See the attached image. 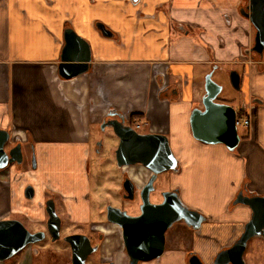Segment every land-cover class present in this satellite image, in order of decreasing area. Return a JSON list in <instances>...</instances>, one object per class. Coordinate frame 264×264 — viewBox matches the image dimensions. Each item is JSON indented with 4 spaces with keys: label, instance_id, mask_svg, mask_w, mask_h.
I'll use <instances>...</instances> for the list:
<instances>
[{
    "label": "crops",
    "instance_id": "crops-1",
    "mask_svg": "<svg viewBox=\"0 0 264 264\" xmlns=\"http://www.w3.org/2000/svg\"><path fill=\"white\" fill-rule=\"evenodd\" d=\"M248 5V0H0V130L10 132L14 146L35 148L39 159L37 171L23 173L13 165L0 171V221L14 216L29 224L45 221L46 192L60 196L72 222L91 221L90 197L71 178L72 168L90 156L93 130L116 112L135 130L147 129L141 134L168 137L179 171L163 174L164 191L179 189L182 203L207 218L198 231L187 227L186 243L174 236L156 264H189L191 255L216 264L252 220L251 207L236 203L241 193L264 196V56L252 51L256 29L242 13ZM98 23L113 36L104 37ZM68 28L92 50L89 72L69 80L60 71ZM225 65L243 70H236L242 76L240 110L245 100L257 106L252 128L240 134L234 152L196 140L191 125L192 111L202 107L196 106V80ZM133 115L142 117L132 123ZM132 167L124 170L141 185L149 171ZM29 184L33 199L25 196ZM25 258L21 264L55 261L50 255L41 263ZM244 261L264 264V238L249 242Z\"/></svg>",
    "mask_w": 264,
    "mask_h": 264
},
{
    "label": "water",
    "instance_id": "water-1",
    "mask_svg": "<svg viewBox=\"0 0 264 264\" xmlns=\"http://www.w3.org/2000/svg\"><path fill=\"white\" fill-rule=\"evenodd\" d=\"M137 3L139 0H132ZM247 12H242L256 29L253 52L259 57L264 56V0H248ZM98 30L104 37L110 38L113 33L103 24H97ZM65 48L63 51L60 71L65 79H73L89 72L92 63L91 46L81 38L72 28L65 32ZM230 81L237 91L242 89V76L234 70L230 74ZM222 87L213 80V72L205 79V95L203 108L192 111L191 125L196 140L208 145H225L234 152L240 145L242 137L239 134L236 120L237 111L230 105L218 103ZM127 119L116 112H111L102 125V129L111 128L120 139L116 151L120 168L141 165L151 176L147 183L136 189L134 181L129 177L123 184L126 193L125 199L136 207L140 216H131L127 211L109 207L108 220L123 229L124 240L132 259V264L160 258L165 249V232L173 223L184 221L193 231L201 229L207 218L200 212L186 207L180 198V190L167 191L156 196L162 199L160 203L151 202L156 192V183L159 176L169 172L179 171V162L175 157L169 139L162 134H140L127 125ZM11 135L6 130H0V171L9 166L24 163L23 146L17 144L7 149ZM35 190L28 187L25 196L33 199ZM243 203L251 207L252 220L247 224L245 233L240 240L229 250L222 252L216 264H246L245 251L253 238H264V196L249 194L241 195L236 203ZM137 211V210H136ZM48 227L53 241L60 239L62 220L58 215L54 200L46 203ZM45 238L44 233L33 234L19 220L0 221V264H4L29 245L38 243ZM83 237L72 236L67 239L73 250L74 264H85L91 251L81 248ZM154 247L151 251L150 247ZM189 264H203L198 255H191Z\"/></svg>",
    "mask_w": 264,
    "mask_h": 264
},
{
    "label": "rangeland",
    "instance_id": "rangeland-1",
    "mask_svg": "<svg viewBox=\"0 0 264 264\" xmlns=\"http://www.w3.org/2000/svg\"><path fill=\"white\" fill-rule=\"evenodd\" d=\"M238 70L240 72H243L242 68L240 66L236 65H225L222 66L221 69H219L213 76V80L219 84L222 87V93L220 94L218 98V103L228 104L232 106L233 108L237 109V118L241 119L244 115L243 111L240 110L242 103H243V96L240 91H237L233 88L231 81H230V74L232 71ZM211 73V72H210ZM203 79L205 78H198L196 80L195 85V100H196V106H202L203 108V97L205 95V82L203 83ZM200 81V82H198ZM257 114V108L255 109L254 113V119L256 118ZM106 121V120H105ZM104 121V122H105ZM128 121V120H127ZM135 120H132V123H134ZM103 122V123H104ZM246 128H252V126H242L239 128L240 134L242 136H245ZM138 133H145L147 129L138 130L136 129ZM92 144H91V154L88 158L82 159V161L79 163V160L74 159V168H72L73 174L71 175V178L75 182V184L79 187L86 188V191L90 197L91 201V215L93 216L92 220L96 222L104 221L106 219L107 215V209L109 207H114L121 209L123 211H127L130 215L135 214L138 206L137 204H131L128 203L126 199H124L122 192H123V181L125 174L128 175V177H131L130 173L124 170L123 168H120L118 165L117 155L116 151L119 147L120 140L116 135L114 134L113 130L109 127L106 129H102V126L100 128H96L92 132ZM13 143H9L7 146V149L10 150L13 148ZM96 146L99 147V151L96 149ZM236 151V150H235ZM23 153H24V163L21 166L13 165L16 167H22L23 173L26 171H37L39 168V159L37 156V152L35 148H30L23 146ZM80 164V165H79ZM133 168V167H132ZM151 176V173L149 172L145 182L141 185L138 184L139 187H143L147 181L149 180ZM165 175H160L159 179L156 183V192L151 197V202L153 204L160 203L158 201V198L156 196H161L162 193L170 191L165 190L164 182H162V179ZM40 178H43L42 176ZM49 178L47 179V181ZM133 180V179H132ZM56 181V180H55ZM134 181V180H133ZM33 184V183H32ZM32 184H29V187H33ZM34 188V187H33ZM168 188V186H167ZM56 197V198H55ZM45 198L48 201L55 199V204L57 208L58 215L60 216L63 227H62V236L63 238L66 237L68 234L73 233H81V231H85L87 229L88 225H79L73 223L71 220H69L66 210L64 209V205L62 204V200L60 199V196H56L53 193L46 192ZM161 200V198H159ZM46 202V203H47ZM14 219L10 220H19L22 222L26 228L30 232H35L37 230H46V226L44 225H36V224H29L26 219H24L22 216H14ZM68 245L64 242H56L55 244L48 239L47 241H43L42 243L33 245V249H44V250H52V249H61L59 255L62 253H67L68 251H65ZM174 247H189L190 244L187 246H184L182 244H177ZM31 249L25 250L24 253L20 254V256L14 259H10L8 262H5L4 264H18L23 259L26 260L25 256H30ZM49 253V252H48ZM24 255V256H23ZM46 256L47 254H43ZM43 256V257H44ZM48 257V256H47ZM55 259V258H54ZM46 260L47 259H43ZM30 261V257H29ZM39 263L42 262V260H38ZM37 262V263H38ZM67 258L62 260L60 263L58 260L53 261L54 264H66Z\"/></svg>",
    "mask_w": 264,
    "mask_h": 264
},
{
    "label": "flooded vegetation",
    "instance_id": "flooded-vegetation-1",
    "mask_svg": "<svg viewBox=\"0 0 264 264\" xmlns=\"http://www.w3.org/2000/svg\"><path fill=\"white\" fill-rule=\"evenodd\" d=\"M128 178H129L128 175L125 174L123 184L126 181V179H128ZM134 184L136 186V189H138V191H139V189L142 188V187L138 186L136 181H134ZM122 195L125 199L126 193H125L124 189H123ZM161 201H162V199L159 202H161ZM131 216L138 217V216H140V214L136 213V214H133ZM48 220H49V217H47V219L45 221L39 222L36 224V225L46 226V230H37L35 232H32L33 234H36V233H44L45 234V238L42 241L35 243V244L42 243L43 241H47L48 239H50V241L54 244L56 242L64 241L68 245V247H67L68 249H65V251H68V252L62 253V256H61V254L59 255L61 249H57V250L52 249V250L48 251V250H44V249H36V248L33 249V245H35V244L29 245L26 249L27 250L31 249V253L29 255L32 256V258L33 257L36 258L35 259L36 262H38V260L43 261V258L45 259L47 256L50 255L53 258H55V261L58 260L60 263L62 262V260L67 258L68 262L66 264H74V262H73V250H72L70 243L67 241V239L72 237V236H78V237H83L81 240L82 243H81L80 250L86 249V250L91 251V253L86 258L85 264H132V259L129 255L128 249H127L126 244H125L123 229L121 227H119L118 225H116L115 223L109 221L108 215H106V219L104 221H100V222H96L93 220H91L89 222H73V223L79 224V225H88L87 229L85 231H81V233L77 232V233H73V234H68L64 238L62 236V228H61L60 239L58 241H55V242L53 241V237L51 236V234L49 232ZM185 225L186 224L184 221L173 223V225H171L165 232L166 241H165V249H164L163 255L158 259H154V260H150V261H143L139 264H156L157 262L162 260L164 255L168 252V250L172 246V240H173L172 238L176 235L180 234L181 235V241L183 243H186V241L189 239L186 238V234L188 235V231H187L188 226L187 225L185 226ZM62 227H63V222H62ZM102 228L104 230H102ZM150 249H151V251L155 250L153 246L150 247ZM25 250L18 253L12 259L16 258L17 256L19 257L20 254L24 253ZM43 254H47V255L45 257H43L44 256ZM23 262L25 263V259L20 261L18 264H21Z\"/></svg>",
    "mask_w": 264,
    "mask_h": 264
},
{
    "label": "built area",
    "instance_id": "built-area-1",
    "mask_svg": "<svg viewBox=\"0 0 264 264\" xmlns=\"http://www.w3.org/2000/svg\"><path fill=\"white\" fill-rule=\"evenodd\" d=\"M257 108L256 104L252 101L245 100L242 111H243V117L241 119H238V125L239 126H252L254 122V113L255 109ZM139 127V126H138Z\"/></svg>",
    "mask_w": 264,
    "mask_h": 264
},
{
    "label": "bare ground",
    "instance_id": "bare-ground-1",
    "mask_svg": "<svg viewBox=\"0 0 264 264\" xmlns=\"http://www.w3.org/2000/svg\"><path fill=\"white\" fill-rule=\"evenodd\" d=\"M213 75H214V74H213ZM218 98H219V97H218ZM217 100H218V99H217ZM217 102H218V101H217ZM222 104H223V103H222ZM227 105H228V104H227ZM236 111H237V109H236ZM109 114H110V113H109ZM109 114H108V115H109ZM118 114H119V113H118ZM119 115H120V114H119ZM237 115H238V114H237ZM122 117H123V116H122ZM123 118H125V117H123ZM125 119H126V118H125ZM126 121H127V120H126ZM238 121H239V120H238V118H237V120H236V125H237L238 131H239V128H240L241 126L238 125V124H239ZM128 123H129V121H127V125H128ZM128 126H131V125H128ZM131 127H132V126H131ZM139 127H140V126H139ZM139 127H138V128H139ZM132 128H133V127H132ZM136 131H137V130H136ZM239 134H240V132H239ZM125 168H126V167H125ZM144 168H145V167H144Z\"/></svg>",
    "mask_w": 264,
    "mask_h": 264
},
{
    "label": "trees",
    "instance_id": "trees-1",
    "mask_svg": "<svg viewBox=\"0 0 264 264\" xmlns=\"http://www.w3.org/2000/svg\"><path fill=\"white\" fill-rule=\"evenodd\" d=\"M140 117H142V116H140V115H133L131 119H132V120H136L137 118H140ZM7 262H8V261H7Z\"/></svg>",
    "mask_w": 264,
    "mask_h": 264
}]
</instances>
